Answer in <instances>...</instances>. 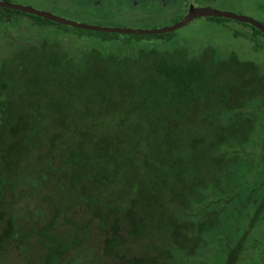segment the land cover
<instances>
[{"label":"trees","instance_id":"16d2710c","mask_svg":"<svg viewBox=\"0 0 264 264\" xmlns=\"http://www.w3.org/2000/svg\"><path fill=\"white\" fill-rule=\"evenodd\" d=\"M62 1L77 23L146 6L171 26L187 6ZM204 18L258 55L0 8V264H264V36Z\"/></svg>","mask_w":264,"mask_h":264},{"label":"rangeland","instance_id":"374dc122","mask_svg":"<svg viewBox=\"0 0 264 264\" xmlns=\"http://www.w3.org/2000/svg\"><path fill=\"white\" fill-rule=\"evenodd\" d=\"M17 1L20 3H24L25 5H33L29 0H13ZM165 4L164 6H169L170 1L169 0H164ZM251 6H256L258 10L264 12V3L262 0H246ZM156 3L157 5H160L159 2L156 0L154 2H151V5ZM242 5V4H241ZM219 6L222 9H231L232 6V0H221ZM146 6H141L139 7L135 13L136 15L134 17H131L129 19H123L120 21H114V22H107L104 17H99L98 15H93V16H87L88 18H84L83 23L86 25H95L99 27H115V28H122V29H138V30H151V29H160L163 27H167L169 24L168 22L164 24L163 21H159L158 16L156 18H152V20L149 19H144L143 18V13L141 14L142 10ZM149 9V8H148ZM147 9V10H148ZM244 15V14H242ZM156 20V21H154ZM226 25H231L234 27H239L235 23H227ZM29 27V26H28ZM236 29V28H235ZM14 32V31H13ZM30 32V31H28ZM12 34V33H11ZM174 41L177 44H180L188 50V53L196 54L204 50L206 47H212L213 50L215 49H221L223 52L226 53H232L235 55H239L242 58H247L252 57L254 55H258L252 47L250 46V43L246 39H240V38H235L231 34V30L229 27H224L222 25H219L214 22L207 21L206 18H196L194 19L190 24L187 26L183 27L182 29H179L176 32V35L174 36ZM96 46V49L99 51L95 50L94 48H91L89 51L90 56H98L101 54L105 49V45L103 47ZM222 54V52H220ZM243 65H241L240 68H242ZM241 70V69H239ZM136 74H139V72L134 70ZM141 74V73H140ZM245 74V73H244ZM143 74L139 75L141 77L140 80L144 78L142 76ZM242 73L240 74L241 77ZM236 77H239V75H236ZM235 78V76H233ZM263 77L260 76L258 77V81L261 80ZM235 80V79H234ZM238 81H240V78H238ZM236 82V81H235ZM232 82L228 81L227 86H232ZM235 84V83H234ZM259 86V87H255ZM251 89H257V90H263L264 89V81L262 85H255ZM241 88V87H240ZM234 89H239L238 87H234ZM248 89V88H247ZM263 93V92H262ZM263 102V100H261ZM258 103L257 108L258 110L262 107L263 103ZM264 107V104H263ZM256 118H260L259 112H256ZM262 120V119H260ZM258 122V120H256ZM92 243H89V247H93L95 251L99 254L100 251L95 248L94 246L98 242V244H101V240L97 239L96 236L92 238ZM91 257H93V253H90ZM14 253H9L6 257H3L1 260L3 264H19V259ZM99 258V257H97Z\"/></svg>","mask_w":264,"mask_h":264},{"label":"water","instance_id":"95a60500","mask_svg":"<svg viewBox=\"0 0 264 264\" xmlns=\"http://www.w3.org/2000/svg\"><path fill=\"white\" fill-rule=\"evenodd\" d=\"M0 8L16 10V11H20L23 13L39 16L49 21H52V22H55L61 25L70 26L73 28L90 30V31H95V32H104V33L127 34V35H156V34H163V33L176 31L182 28L183 26L187 25L188 23L192 22V20L196 18L217 17V18H225V19L233 20L236 22L247 23L255 27L257 30H259L264 35V26H262L259 22L249 17H246V16L237 15L235 13H231L227 11H219L216 9H211L209 7L194 8L193 6H190L188 8L187 14L184 16V18L181 21L171 26H168V27H163L160 29H151V30L122 29V28H115V27H99L95 25H86L84 23H77L71 20L60 18L52 14H49L47 12L37 11L29 6L12 4L9 2L0 1Z\"/></svg>","mask_w":264,"mask_h":264},{"label":"flooded vegetation","instance_id":"af4514ba","mask_svg":"<svg viewBox=\"0 0 264 264\" xmlns=\"http://www.w3.org/2000/svg\"><path fill=\"white\" fill-rule=\"evenodd\" d=\"M2 2H9L12 4H18V5H22V6H29L37 11H43V12H47L49 14H52L54 16L60 17V18H64L67 19L65 16V13L68 9V6L64 3V1L62 0H58V1H54L53 3H45L43 4V2H41L40 4H35L34 0H29L33 5H25L24 3H20L17 1H13V0H0ZM82 1V0H79ZM78 1V2H79ZM221 0H186V4L187 6L185 7V14L184 16L187 14L188 8L190 6H193L194 8H203V7H209L211 9H216L219 11H227V12H231V13H235L237 15H242V16H246L249 17L257 22H259L262 26H264V24L262 23V21H264V12L258 10V8L256 6H251L246 0H232V6L231 9H222L219 4H220ZM264 3V0H262ZM80 3V2H79ZM184 3V4H185ZM242 4V5H241ZM135 6V4H134ZM174 9H179L178 6L173 7ZM122 16V15H121ZM184 16L182 17V19L184 18ZM69 20V19H67ZM193 21V20H192ZM239 23V22H238ZM247 24V23H246ZM249 25V24H248ZM240 28H243V26L238 25ZM251 26V25H250ZM253 27V26H252ZM255 28V27H254ZM256 29V28H255ZM249 32H252L251 29H248ZM259 31V30H258ZM260 32V31H259ZM261 33V32H260ZM262 34V33H261ZM263 35V34H262ZM12 36V35H11ZM264 36V35H263ZM14 37V36H13ZM46 40V39H45ZM253 40V39H252ZM259 40V39H258ZM47 41V40H46ZM247 41L250 43V46L252 47V45H254L253 42L249 41L247 39ZM56 41H53L51 43L46 42V46L48 45H54ZM259 42V41H258Z\"/></svg>","mask_w":264,"mask_h":264}]
</instances>
